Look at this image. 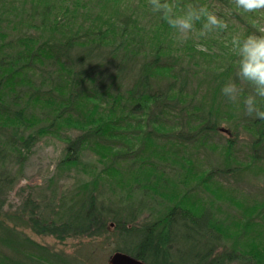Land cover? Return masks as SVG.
Returning <instances> with one entry per match:
<instances>
[{
    "label": "trees",
    "instance_id": "trees-1",
    "mask_svg": "<svg viewBox=\"0 0 264 264\" xmlns=\"http://www.w3.org/2000/svg\"><path fill=\"white\" fill-rule=\"evenodd\" d=\"M25 1L29 12L15 7L17 0H0V132L10 137L7 148L12 152L20 145L19 149L28 150L34 135L24 139L14 127L47 120L49 124L39 134L76 130L73 138L65 136L61 167H76L87 148L97 156L93 166L97 173L82 187L81 209L58 224L31 217L32 228L58 240L90 237L107 232L106 221L111 219L123 235L136 239L134 245L117 251L146 264H171V259H176L172 264H215L217 259H211L213 251L207 244L216 239L205 246L207 240L200 242L204 228L212 223L207 213L198 215L187 206L182 212L167 208L156 223L127 228L122 219L99 205L95 193L105 185L103 174L116 185L138 186L144 193L167 191L168 185L184 184L186 176L193 174L197 183L207 184L205 172L192 171V167L179 179H166L162 161L150 158L182 160L176 147L192 144L188 135L165 155V150L153 156L148 153L152 141L169 142L165 139L177 129L196 131L193 143H201L225 118L234 130L241 127L254 135L253 144L264 150V120L244 115L243 99L250 88H244L234 109L219 107L221 102L229 104L221 89L237 70L238 58L230 41L234 36L264 34V10L243 13L231 0H181L182 5H207L228 24L222 33L198 37L193 32L182 39L151 11L148 0ZM22 13L28 17L27 27L20 34L11 32L8 38L7 27L16 24L11 18L18 19ZM200 26L198 22L196 30ZM36 65L44 70L41 83L34 85L25 74L37 70ZM198 78L208 82L204 94L194 87ZM28 101L33 103L30 109ZM260 103L264 106V101ZM190 157L185 159L186 167H190ZM256 157L252 155L253 160ZM106 183L113 189L114 184ZM170 189L163 199L184 197L181 189ZM178 221L181 229L175 231ZM172 240L178 242L176 248L171 247ZM226 258L234 260L232 254ZM0 264L10 262L1 259Z\"/></svg>",
    "mask_w": 264,
    "mask_h": 264
},
{
    "label": "rangeland",
    "instance_id": "rangeland-1",
    "mask_svg": "<svg viewBox=\"0 0 264 264\" xmlns=\"http://www.w3.org/2000/svg\"><path fill=\"white\" fill-rule=\"evenodd\" d=\"M14 3L24 12L30 11V4L25 0ZM20 16L18 19L24 18V21L11 18L16 24L12 28L7 27L8 38H12L11 32L18 31L20 34L27 27L28 17L23 13ZM36 67L37 70L25 74L34 85L41 83V70H44L42 65ZM110 72L114 74L112 67ZM126 81L127 78L124 83ZM207 83L198 78L194 87L198 86L203 91ZM27 103L29 109L32 108V101ZM229 106L234 109L236 102L229 101L228 106H225V102L219 104L223 110ZM226 121L222 118L216 132L207 135L208 138L205 136V142L193 143L194 139L197 140L196 131L177 129L172 133L174 135L165 139H169V142L154 140L149 144V156L162 154V150L166 151L163 153L165 155L174 144L175 147L176 143L179 144L178 139L191 136L192 144L176 147L182 160L177 158L178 161H174L163 156L150 158L155 159V162L162 161L166 179H179L182 173H189L191 167L192 171H204L208 178L204 186L195 181L197 175H188L186 183L179 185L175 182L167 186L181 189L180 193L183 192L184 197L180 200L166 197L165 200L162 197L168 194L170 188L167 191L144 193L138 186L126 189L128 187L125 184L116 185L103 174L102 180L114 186L110 189L106 186L109 183L105 182L103 188L95 193L99 205L117 219H122L127 228L156 223L167 208L168 211L178 209L182 212L181 208L187 206L198 215L207 213L212 223L204 228L200 242L202 239L207 240L205 246L213 238L216 239L214 244H207L213 251L211 259H217L215 264H241L242 260H246V264H264V150H259L258 145L253 144L256 138L245 128L234 130ZM30 123L27 127H14L19 137L25 139L28 135H34L35 140L30 141L28 150L19 149V145L16 151L11 152L6 145L10 137L0 132V260L10 264H105L113 252L129 244L134 245L136 239L123 235V231L111 219L106 221L107 232L90 237L58 240L50 234H39L32 228L29 223L31 217L58 224L67 221L81 209V200L84 198L82 187L97 173L93 168L97 156L93 149L87 148L82 150L81 163L76 167H61L65 136L73 138L76 130L72 127L63 132L58 129L60 132L57 134H39L38 131L47 126L49 121L32 120ZM188 155L191 156L190 167L185 166ZM252 155L257 156L256 160H253ZM179 222V228L175 227V231L181 229ZM177 246L178 242L172 240L171 247ZM183 254L184 257L187 255L185 252ZM230 254L234 260L226 258ZM220 256H224L223 259H218ZM175 260L171 259L170 263Z\"/></svg>",
    "mask_w": 264,
    "mask_h": 264
},
{
    "label": "clouds",
    "instance_id": "clouds-1",
    "mask_svg": "<svg viewBox=\"0 0 264 264\" xmlns=\"http://www.w3.org/2000/svg\"><path fill=\"white\" fill-rule=\"evenodd\" d=\"M235 9L243 13H257L264 10V0H231ZM154 14L170 29L187 39L196 32L198 37L210 33H222L228 28L225 20L209 10L207 5H182L181 0H148ZM200 23V29L195 25ZM232 52L237 56V70L233 79L221 89L227 101L236 102L245 87L251 89L243 99L244 115L264 120V34H249L244 37L234 36L230 41Z\"/></svg>",
    "mask_w": 264,
    "mask_h": 264
},
{
    "label": "water",
    "instance_id": "water-1",
    "mask_svg": "<svg viewBox=\"0 0 264 264\" xmlns=\"http://www.w3.org/2000/svg\"><path fill=\"white\" fill-rule=\"evenodd\" d=\"M105 264H146L141 260L136 259L135 257L116 251L113 252L107 259Z\"/></svg>",
    "mask_w": 264,
    "mask_h": 264
}]
</instances>
